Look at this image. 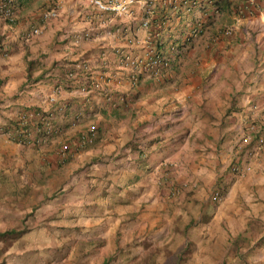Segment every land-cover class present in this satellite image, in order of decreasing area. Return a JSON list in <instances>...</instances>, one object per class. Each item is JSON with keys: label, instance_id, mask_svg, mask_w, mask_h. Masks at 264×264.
Returning a JSON list of instances; mask_svg holds the SVG:
<instances>
[{"label": "crops", "instance_id": "obj_1", "mask_svg": "<svg viewBox=\"0 0 264 264\" xmlns=\"http://www.w3.org/2000/svg\"><path fill=\"white\" fill-rule=\"evenodd\" d=\"M187 1L135 0L130 15L114 16L90 0H16L15 22L0 20L6 49L0 50V182L4 193L22 192L23 185L7 178L50 171L48 162L64 142L76 148L75 161L96 159L93 178L111 169L98 163L104 156H120L112 167L123 184L115 176L110 188L101 181L100 189L84 194L97 208L116 205L122 219L135 212L133 205L150 202L151 178H162L161 163L181 156L193 168L189 178L202 186L192 198L199 201L214 188L218 203L188 234L187 264H264V143L242 142L251 124L255 139H264V0H219L217 7ZM51 9L56 17L44 20ZM198 22L202 34L186 42ZM151 32L173 60L157 78L142 66ZM46 111L55 114L46 142L37 143L36 120L29 122L26 144L13 140L10 131L21 115ZM91 124L97 128L93 143L78 147ZM183 173L177 172V182ZM157 187L153 208H160L164 191Z\"/></svg>", "mask_w": 264, "mask_h": 264}, {"label": "rangeland", "instance_id": "obj_2", "mask_svg": "<svg viewBox=\"0 0 264 264\" xmlns=\"http://www.w3.org/2000/svg\"><path fill=\"white\" fill-rule=\"evenodd\" d=\"M61 144L57 145L58 150ZM58 150L48 162L50 171L37 169L36 177L7 178L8 184L23 185L22 192L4 193V183L0 182V234L5 232L0 236V264L188 263V234L196 230L194 223L203 222L212 205L218 204L212 200L214 188L209 192L205 189L199 201L192 198L195 188L202 186L189 178L193 169L189 161L181 156L163 161L162 178H151L152 193L146 196L150 202L133 205L135 212L119 219L115 204L97 208L96 203L87 202L84 192L88 187L110 188L115 176L117 183L123 184L119 171L116 174L112 167L113 160L120 156H104L98 163L112 164L111 169L105 175L94 176L95 181L89 176L94 157L80 162L75 161L76 148L72 156L66 157L60 156ZM179 171L185 179L177 182ZM157 186L164 191L159 196L160 208H153L151 198L158 197ZM155 190L157 193H153Z\"/></svg>", "mask_w": 264, "mask_h": 264}, {"label": "built area", "instance_id": "obj_3", "mask_svg": "<svg viewBox=\"0 0 264 264\" xmlns=\"http://www.w3.org/2000/svg\"><path fill=\"white\" fill-rule=\"evenodd\" d=\"M215 0H188L185 3L197 4L196 6L201 7V4H211ZM91 4L102 13H110L114 16H128L131 13V6L135 0H90ZM56 17V10L51 9L42 14L44 20L53 19ZM16 18V0H0V20L7 25H12ZM143 26L147 27L148 24L144 23ZM203 31L201 23H196L185 35V41L189 42L190 39L200 36ZM33 34L37 33V30H33ZM157 34L148 33L144 40V46L146 51V59L142 64L144 73L150 78H157L161 76L166 70L172 65V59L169 54L162 49L159 45ZM184 41V42H185ZM1 51H6L5 45L0 46ZM173 53L180 54L182 48L179 46H172L170 48ZM80 65L77 66L79 68ZM142 72V71H141ZM134 82H138L136 76L133 77ZM60 90L55 89L54 94L49 98L50 102L55 101V96ZM36 120L35 133L37 136V143L43 144L53 134L55 126L53 124L55 120V114L50 111L46 112H35L33 114H23L18 119V127L13 128L10 131V136L18 144H26L29 139V122ZM97 133V128L94 124L89 125L85 131L81 132L77 139V146L84 147L93 143ZM256 127L251 124L248 127L247 132L242 138V142L246 145L257 142V145L261 146L264 143V139H255ZM75 148H72L68 142H64L59 147V155L62 157L72 156ZM232 172H237V166L231 167ZM214 200H218L219 194H214Z\"/></svg>", "mask_w": 264, "mask_h": 264}, {"label": "trees", "instance_id": "obj_4", "mask_svg": "<svg viewBox=\"0 0 264 264\" xmlns=\"http://www.w3.org/2000/svg\"><path fill=\"white\" fill-rule=\"evenodd\" d=\"M220 4H221V2H219V0H215L213 3L206 4V5H209V6H212V7H217ZM203 6H205V5L202 3L201 4V7H203ZM15 127H18V122H16V123L13 124V128H15ZM3 235H5V232L0 234V236H3Z\"/></svg>", "mask_w": 264, "mask_h": 264}]
</instances>
